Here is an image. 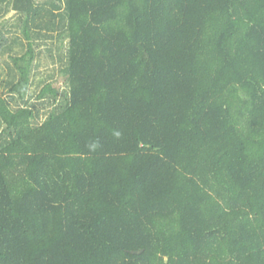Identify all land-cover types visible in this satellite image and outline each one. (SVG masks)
Instances as JSON below:
<instances>
[{
    "label": "trees",
    "instance_id": "trees-1",
    "mask_svg": "<svg viewBox=\"0 0 264 264\" xmlns=\"http://www.w3.org/2000/svg\"><path fill=\"white\" fill-rule=\"evenodd\" d=\"M0 264H264V0H0Z\"/></svg>",
    "mask_w": 264,
    "mask_h": 264
},
{
    "label": "rangeland",
    "instance_id": "rangeland-1",
    "mask_svg": "<svg viewBox=\"0 0 264 264\" xmlns=\"http://www.w3.org/2000/svg\"><path fill=\"white\" fill-rule=\"evenodd\" d=\"M13 15H14V14H13V13H11V14L8 16V18H10V17H13Z\"/></svg>",
    "mask_w": 264,
    "mask_h": 264
}]
</instances>
